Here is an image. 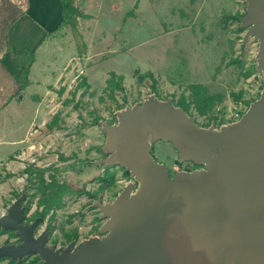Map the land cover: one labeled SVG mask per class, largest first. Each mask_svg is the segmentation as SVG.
Returning a JSON list of instances; mask_svg holds the SVG:
<instances>
[{"label":"rangeland","instance_id":"1","mask_svg":"<svg viewBox=\"0 0 264 264\" xmlns=\"http://www.w3.org/2000/svg\"><path fill=\"white\" fill-rule=\"evenodd\" d=\"M75 9L76 23L61 31L67 41L57 62L74 55L65 77L43 96L44 87L33 88L24 111L0 127V151L15 149L0 156V216L26 191L28 219L43 213L39 231L48 228L58 245L97 235L104 219L96 200L111 202L134 182L119 166L95 163L106 140L101 123L115 122L119 106L171 97L200 125L220 126L264 87L258 43L243 42L245 0H78ZM110 72L123 76L121 90L104 92ZM153 156L173 174L192 168L169 142L154 143ZM7 240L14 238L0 233V244Z\"/></svg>","mask_w":264,"mask_h":264},{"label":"water","instance_id":"2","mask_svg":"<svg viewBox=\"0 0 264 264\" xmlns=\"http://www.w3.org/2000/svg\"><path fill=\"white\" fill-rule=\"evenodd\" d=\"M243 42L258 43L255 68L264 81V0H245ZM104 121L105 157L129 182L111 202L94 203L98 234L56 246L40 219L26 223L27 192L0 216V230L21 243L0 246V258L37 254L42 264H264V87L236 121L200 125L173 98L149 95ZM169 142L180 161L201 168L171 174L153 144Z\"/></svg>","mask_w":264,"mask_h":264},{"label":"crops","instance_id":"3","mask_svg":"<svg viewBox=\"0 0 264 264\" xmlns=\"http://www.w3.org/2000/svg\"><path fill=\"white\" fill-rule=\"evenodd\" d=\"M62 1L65 0H0V127L24 111L23 106L32 100L33 88L44 87L40 96L51 91L59 78L65 77V68L74 59L71 54L65 62H57L67 41L62 38L60 27ZM72 4L76 8L78 0H72ZM40 55L44 67L39 65ZM26 65L27 78L22 75V66ZM18 77L28 82L22 86ZM33 107L41 110L39 103ZM27 119L28 127L31 119ZM9 144L15 146L17 141ZM0 145L4 142L0 141ZM14 150L0 151V156Z\"/></svg>","mask_w":264,"mask_h":264},{"label":"trees","instance_id":"4","mask_svg":"<svg viewBox=\"0 0 264 264\" xmlns=\"http://www.w3.org/2000/svg\"><path fill=\"white\" fill-rule=\"evenodd\" d=\"M62 20H61V23H60V27H63V26H67V25H74L76 23V19H77V15H76V12L77 10L75 9V7L73 6L72 4V0H65V1H62ZM244 14H242L240 17H239V20L242 19V16ZM238 17L236 16H227L225 18L226 21L228 20H232V19H236ZM22 69H23V73L22 75H24L26 78H27V74H28V71H29V66H22ZM18 80L21 81V78H17ZM118 80V81H117ZM122 81H123V76L122 75H118L116 72H110L109 74V77L108 79L106 80V88L104 89V92L105 91H108L109 89H113V88H119L120 90L122 89ZM28 81H25V84L27 83ZM120 82V83H119ZM22 86H23V83H22ZM193 91H197V88H193ZM204 91L206 92V89H204ZM177 106H180L182 108H184L188 113H189V110H188V107L184 104V102H181V103H177L176 104ZM120 108H123V106H119ZM119 108V109H120ZM191 115V114H190ZM115 120V118H114ZM210 126V125H209ZM102 152V150H101ZM103 153V152H102ZM152 154H153V148H152ZM192 163V162H191ZM194 164L192 163V166ZM123 169V168H122ZM123 171L125 172L126 175H130L129 172H127L125 169H123ZM171 171V170H170ZM172 174V172H171ZM39 216H42L44 217V214L43 213H40ZM77 235L75 234L74 235V238L77 240Z\"/></svg>","mask_w":264,"mask_h":264},{"label":"flooded vegetation","instance_id":"5","mask_svg":"<svg viewBox=\"0 0 264 264\" xmlns=\"http://www.w3.org/2000/svg\"><path fill=\"white\" fill-rule=\"evenodd\" d=\"M106 155H104L103 154V157H105ZM197 168H201V167H199V166H196V165H193L192 166V168H191V170H194V169H197ZM172 174H173V172H172ZM24 206H25V203H24ZM26 207V211H25V221L24 222H26V223H32V222H34L36 219H40V222H39V224H38V226L36 227V229H37V235L38 234H40L42 231L40 230L39 231V226H40V224L42 223V221H43V217L42 216H37V217H35L34 219H28V215H27V206H25ZM45 229H47L48 231H49V236H48V239H49V243L50 244H54V245H56V246H63V245H67L68 243H70L71 241H77L74 237H72V239H70L69 241H68V243H66V244H60V245H58L57 244V242H54V241H52L51 240V238H50V236H51V231L48 229V228H45ZM0 233H2V234H10L13 238H14V240L13 241H11V240H7V241H5L4 243H2V244H0V246L1 245H3V244H9V243H11V244H15V245H18V244H20L21 243V241H20V239H19V237L16 235V232L15 231H13V230H7V231H4V230H0ZM98 234V233H97ZM2 261H5V264H22V263H24V264H36V262L38 263V264H42V261L40 260V258L38 257V255L37 254H31V255H27V256H25V257H23V258H20V259H12V258H10V257H2V258H0V262H2Z\"/></svg>","mask_w":264,"mask_h":264},{"label":"built area","instance_id":"6","mask_svg":"<svg viewBox=\"0 0 264 264\" xmlns=\"http://www.w3.org/2000/svg\"><path fill=\"white\" fill-rule=\"evenodd\" d=\"M78 71H80V72H77L76 79L80 76V74L84 73V71H82V70H78ZM76 79H75V81H77ZM239 118H240V114H237L236 117L234 119H232V122L238 120Z\"/></svg>","mask_w":264,"mask_h":264}]
</instances>
